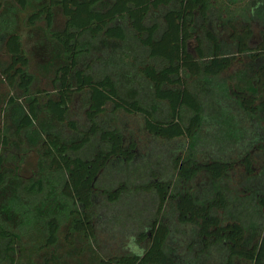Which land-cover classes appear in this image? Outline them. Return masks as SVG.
<instances>
[{"label": "trees", "instance_id": "trees-1", "mask_svg": "<svg viewBox=\"0 0 264 264\" xmlns=\"http://www.w3.org/2000/svg\"><path fill=\"white\" fill-rule=\"evenodd\" d=\"M39 22L63 58L51 92L32 91L21 36L0 19V76L19 93L0 111V264H61L63 227L71 246L124 234L130 250L92 264H264V170L252 164L264 149V0H47L23 24ZM77 96L83 124L69 118ZM39 110L42 169L22 180L16 147ZM119 113L140 115L165 145L140 154Z\"/></svg>", "mask_w": 264, "mask_h": 264}, {"label": "rangeland", "instance_id": "rangeland-1", "mask_svg": "<svg viewBox=\"0 0 264 264\" xmlns=\"http://www.w3.org/2000/svg\"><path fill=\"white\" fill-rule=\"evenodd\" d=\"M47 0H28L27 8L22 12L13 0H3V8L0 12V19L8 20L12 23L13 29L16 33L21 36V41L26 51V54L29 59V72L34 77V84L32 91L36 90H45L47 92L52 91L51 80L54 76V73L59 66L63 63L62 54L55 43L47 39L43 32V23L39 22L32 28H26L24 26V18L26 14L39 6L45 4ZM105 7L102 6L101 9ZM54 25L56 29H59L63 25V17L59 9H54ZM223 33L222 37H226V32ZM204 36L200 35V39L203 40ZM6 58L0 57V68L6 64ZM236 68H241L239 65L235 66L232 70H237ZM232 70L229 73H232ZM228 73V74H229ZM19 93L13 90H10L3 78L0 76V111L6 107L7 99L10 96H18ZM19 101V100H18ZM23 102V101H22ZM19 102L17 110L20 109L22 103ZM86 105V100L84 96H77L74 99V102L71 105V110L69 113V118L73 121L83 124L84 119V107ZM15 109V107H14ZM10 112V111H9ZM13 112V111H12ZM18 113V112H17ZM12 114L11 125L17 121L16 116ZM40 119L36 125V130L28 132L26 136V145L22 150L20 147H16L17 151L23 154L22 163L19 170V175L22 180H28L32 175L36 174L39 169H42V165L36 153L38 147V132L41 130V124H46L47 119L42 115L39 110ZM118 122L123 129L126 130V133L131 134L134 140L137 143V151L140 154H144L146 151H150L152 145H165L164 141L154 138L150 135L144 128L143 120L140 115H124L118 114ZM2 116L0 113V127L2 126ZM46 127V126H43ZM60 132L66 139H72L75 137V134L70 132L67 127H61ZM167 143V142H166ZM182 141L174 140L167 143L169 147H176L181 145ZM234 159V158H233ZM252 164L255 173H259L261 170H264V149L263 150H253L252 151ZM243 170L242 167H237L233 174V187L240 189L239 182L243 179L240 177ZM263 176V175H262ZM264 179H262L263 181ZM17 182H10L8 184V189L15 187ZM142 202L141 199L132 196L129 199V204L136 206ZM233 211H242L244 212L245 207L238 202L232 205ZM67 227H63L58 233L59 241L56 245V250L58 252L59 260L61 264H92L96 258L97 253L102 255H115L123 253L130 250L127 247V240L125 238H119V235H124L120 233H113L118 238L108 237L104 241V235L98 236V239L101 240L106 246L102 247L103 244H100V248L97 246L87 244L80 237H76L74 245H68L64 241V235L66 233ZM33 239L37 242H40L42 239L41 233L39 231H34ZM245 264V263H243Z\"/></svg>", "mask_w": 264, "mask_h": 264}]
</instances>
